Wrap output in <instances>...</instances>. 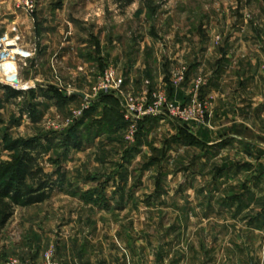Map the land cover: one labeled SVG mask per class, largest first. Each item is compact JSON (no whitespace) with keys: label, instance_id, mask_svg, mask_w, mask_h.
Masks as SVG:
<instances>
[{"label":"rangeland","instance_id":"obj_1","mask_svg":"<svg viewBox=\"0 0 264 264\" xmlns=\"http://www.w3.org/2000/svg\"><path fill=\"white\" fill-rule=\"evenodd\" d=\"M3 39L31 57H0L17 79L0 70V164L37 140L65 180L14 209L0 264H264V151L227 149L209 96L230 43L231 70L264 73V0H0ZM110 70L143 108L163 93L196 117L166 103L128 120L121 92L99 89Z\"/></svg>","mask_w":264,"mask_h":264},{"label":"crops","instance_id":"obj_2","mask_svg":"<svg viewBox=\"0 0 264 264\" xmlns=\"http://www.w3.org/2000/svg\"><path fill=\"white\" fill-rule=\"evenodd\" d=\"M232 50L230 43L224 52L226 67L215 69L210 75L209 96L214 116L212 128L219 131L223 128L221 127L224 124L223 120L226 119L224 127L230 132L226 136L227 149L235 151L240 144L242 151L251 155L250 149L264 151V134L259 130L260 123L264 120V73L256 63L253 66L250 64L231 70L229 54ZM245 54L253 61V58L258 60L261 58L260 55H253L252 58L249 52ZM239 127L242 130L251 129L257 132L256 140L235 133Z\"/></svg>","mask_w":264,"mask_h":264},{"label":"trees","instance_id":"obj_3","mask_svg":"<svg viewBox=\"0 0 264 264\" xmlns=\"http://www.w3.org/2000/svg\"><path fill=\"white\" fill-rule=\"evenodd\" d=\"M132 0H127L131 3ZM12 98H19L22 93L4 88ZM38 141H16L9 151L19 157L14 164H0V233L6 228L16 207L40 205L50 199L51 193L62 184L65 175L58 181L47 173L39 163ZM71 147L79 145L70 142Z\"/></svg>","mask_w":264,"mask_h":264},{"label":"built area","instance_id":"obj_4","mask_svg":"<svg viewBox=\"0 0 264 264\" xmlns=\"http://www.w3.org/2000/svg\"><path fill=\"white\" fill-rule=\"evenodd\" d=\"M20 56L23 59H28L30 58L29 53H23L16 41H10L7 39L0 40V57L3 61H7L9 58L12 56ZM8 67L7 65H0V70L3 72L2 74H5L6 81L8 83L14 84V82H17V80L12 81L10 78V72H5L4 70ZM10 69V67H8ZM10 74V75H9ZM21 87V85H20ZM23 87V86H22ZM31 89L30 87L28 88H21L22 91H27ZM100 90H114L121 92L125 89V83L122 80H119L117 78V75L114 70L108 71L102 78L99 86ZM125 97V101L127 104V119H139L141 115H159L163 112H166V95L165 94H159L157 95L156 101L154 104H151L149 108H143L142 106L136 104L135 100L131 96H126L123 94V92L120 93ZM168 104V103H167ZM201 107L203 106L202 104L200 105ZM169 111L173 113L174 115L180 116L181 118L185 119L186 121L192 120V118L196 117V114L193 113V110L188 108V107H178L175 106L174 104H168ZM145 109V110H144ZM199 115L201 113L199 112Z\"/></svg>","mask_w":264,"mask_h":264},{"label":"bare ground","instance_id":"obj_5","mask_svg":"<svg viewBox=\"0 0 264 264\" xmlns=\"http://www.w3.org/2000/svg\"><path fill=\"white\" fill-rule=\"evenodd\" d=\"M10 70H11V69H8V67H6V69H5L4 71L9 73V72H11ZM9 75H10V74H9ZM10 78H11L12 81L17 80V79H16L14 76H12V75H10Z\"/></svg>","mask_w":264,"mask_h":264},{"label":"water","instance_id":"obj_6","mask_svg":"<svg viewBox=\"0 0 264 264\" xmlns=\"http://www.w3.org/2000/svg\"><path fill=\"white\" fill-rule=\"evenodd\" d=\"M82 97H84V96H82Z\"/></svg>","mask_w":264,"mask_h":264}]
</instances>
